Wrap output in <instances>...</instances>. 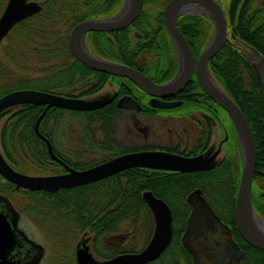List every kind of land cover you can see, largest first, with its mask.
I'll return each instance as SVG.
<instances>
[{
    "label": "trees",
    "instance_id": "obj_1",
    "mask_svg": "<svg viewBox=\"0 0 264 264\" xmlns=\"http://www.w3.org/2000/svg\"><path fill=\"white\" fill-rule=\"evenodd\" d=\"M77 1L79 0H40V11L19 21L9 31L0 44V96L15 89L34 88L65 96L85 97L102 87L108 76L102 74L103 77L99 79L95 76L91 82L87 81L86 77L89 75L86 76V67L73 56L68 45L71 27L82 19L83 10L74 5ZM120 1L113 0L114 4ZM251 1L227 0L228 6L224 11L229 27L235 25L231 29L235 38L250 44L264 56V10H250ZM4 2L5 0H0V13ZM143 2L146 3L147 0ZM115 10H104V13ZM94 13L96 12L88 14ZM145 13L142 9L137 21ZM157 17L162 22L161 10ZM245 19L252 28L251 31L243 27ZM136 42L139 52L140 40ZM153 46L157 47L156 44ZM212 77L237 103L250 124L256 145L255 179L264 171V96L260 83L244 54L229 41L212 57ZM212 105L218 109L217 120L225 127L229 136L227 162L231 169V194L226 201L233 209L241 170L239 150L227 113L213 100ZM43 108L44 105L28 104L6 109L2 113L1 118H7L0 128V147L8 163L18 171L38 170L48 174L65 171L60 163L51 158L45 141L35 131V122ZM118 111L113 106L85 112L50 107L38 123V132L48 139L53 153L61 161L75 169H85L119 154L139 149L116 145L112 132ZM76 134L89 137L96 146L98 144L101 148L112 150L111 155L100 161L78 162L73 160V157L80 156L78 152H72L68 148L58 150L56 144L59 138L71 139V135ZM147 173L148 169L145 168H129L90 184L59 189L52 193L17 189L0 176V194L8 198L19 212L27 211L35 221L36 216L41 217L51 229L58 230L57 233H52L53 238L61 236L63 230L66 232L63 234L65 238L88 235L94 255L109 258L122 252L139 251L149 241L154 221L148 206L142 200L143 191L151 190L167 203L173 219L172 229L175 231L178 224H184L188 213L185 196L196 186L202 191L206 190L205 183L209 179V176L190 173L169 174L161 185H157L156 180L150 185ZM220 181L223 189L225 172L218 176V194L221 189ZM251 199L254 211L264 219V194L254 184ZM226 201L224 198V203ZM177 210L180 212L179 216H176ZM174 231L172 242L165 253L158 261L147 264L177 259L180 255L188 256ZM140 235L142 247L137 250L136 242ZM255 250L257 253L254 259L259 260V264H264V250Z\"/></svg>",
    "mask_w": 264,
    "mask_h": 264
},
{
    "label": "water",
    "instance_id": "obj_2",
    "mask_svg": "<svg viewBox=\"0 0 264 264\" xmlns=\"http://www.w3.org/2000/svg\"><path fill=\"white\" fill-rule=\"evenodd\" d=\"M127 5L115 19L107 20H83L73 26L69 34V46L80 62L88 67L102 71L110 75L125 77L135 83L146 93L153 96L154 106L171 108L177 104L158 101L159 96H164L168 91H179L189 80L193 68L194 59L189 44L177 27V18L188 3H199L210 14L213 23L212 39L207 47L201 52L195 69L197 78L203 91L218 104L230 118L233 125L239 148L241 170L237 191L234 199L233 216L235 226L241 236L253 247L264 250V220L257 216L253 209L251 199V186L256 163V145L250 124L237 103L225 93L213 80L208 77L206 64L224 45L227 40V23L221 5L216 0H169L163 12L165 26L175 41L181 65L179 74L170 82L157 84L138 69L121 64L97 59L84 51L79 39L87 31H111L128 25L139 14L142 0H126ZM41 5L35 1L7 0L0 15V43L13 26L19 21L39 12ZM256 62L252 64L259 80L264 96V56L254 50ZM111 98L83 99L67 97L54 92H47L34 88H20L6 92L0 96V118L3 111L20 105H44V108L35 122V131L45 141L49 155L53 160L60 163L67 172L50 175H29L13 168L4 157L0 148V176L12 183L17 189L29 191L43 190L57 192L59 189H69L76 186L90 184L129 168H153L159 170L192 172L209 170L215 166L216 150L210 157L197 155L184 157L178 154L158 150H139L124 153L103 161L95 166L77 170L61 161L52 151L47 138L38 132V123L50 107H58L71 111H89L102 107ZM123 107L139 108L136 101ZM200 190H194L187 197L191 202L192 197L200 201V208L209 209L205 199L200 197ZM143 202L148 206L154 220V229L148 243L138 252H127L114 256L111 259L98 261L92 255L86 242H82L76 248L75 259L77 264H147L157 259L169 245L171 228V210L164 200L145 190L141 193ZM0 201H4L7 211L0 209V264H38L42 255L43 247L28 239L25 232L18 227V212L12 207L9 200L0 195ZM9 206V207H8ZM194 206V205H193ZM206 208V209H205ZM207 211V210H206ZM209 213V211H207ZM199 213L194 206L188 222L197 218ZM18 237L28 243L34 244L37 251L25 260L14 258L13 251L18 243ZM186 232L182 241H185ZM185 243V242H184Z\"/></svg>",
    "mask_w": 264,
    "mask_h": 264
},
{
    "label": "flooded vegetation",
    "instance_id": "obj_3",
    "mask_svg": "<svg viewBox=\"0 0 264 264\" xmlns=\"http://www.w3.org/2000/svg\"><path fill=\"white\" fill-rule=\"evenodd\" d=\"M27 1H35L40 4L39 2L40 0H27ZM168 1L169 0H166L165 3L162 4V6H160L162 7L161 10L162 22L158 20V17L156 15H152L151 13H149L148 4L150 3V0H147L146 3L143 2L142 0L140 11L144 9L146 12L143 18L137 21V18L140 14L139 11L138 16L133 21H131L128 25L120 29L111 30V31H95V30L87 31L79 39V43L82 49L97 59L114 62V63H121L134 67L139 71H141L142 73H144L146 76H148L152 81H154L157 84H165L172 81L179 74V69L181 65V56L179 55L177 45L173 40L172 36L170 35V33L168 32L163 19V15H164L163 12ZM216 1L221 5L223 9L221 1L219 0ZM113 4H114L113 0H79L75 2L74 5L75 7L77 8L80 7L83 10L82 19L80 20L83 21V20L115 19L116 15L123 8L126 7L127 2L126 0H121L120 2H118V4L116 3L114 5ZM5 5L6 3L4 2L3 9ZM104 10H112V11L115 10V11L105 14ZM91 12H96V13L88 14ZM223 12L225 15L224 9ZM191 17H194L196 19H191ZM225 18L227 23L226 41L231 42L237 49H239V51H241L244 54L246 59L249 61L252 70L254 71L252 64L256 62L257 59L256 56L254 55V50L256 49H254L250 44L235 38L234 34L231 31V29L235 28V25H231L229 27L227 15H225ZM153 20L154 22L152 24L150 21ZM77 23H75L74 25H76ZM243 23H244L243 27L246 28L248 31H251L252 28L247 24L246 19L243 21ZM73 26L71 27V29L73 28ZM177 27L179 31L183 34L187 43L190 46L194 59V68L189 80L182 89H180L179 91H168L164 96L157 97L158 101L167 102V103L174 102L177 104L176 106L171 108L156 107L153 105V103H156L157 101L153 100L154 99L153 96L146 93L144 90H142L132 81L128 80L125 77L110 75L102 71L92 69L82 62L81 63L84 65V67H86L84 69L86 72V76L87 74L89 75L86 77L87 81L91 82V79H94L93 77L95 76H97L96 79H99L100 77H103L102 74H106L108 77L106 81L103 83L102 87H100V89H98L96 92L92 94H88L85 97H77V98H83V99L104 98L107 100L111 98V100L108 103H106L100 108H104L107 106H113L117 108L119 111L116 118L123 116L124 118L127 119V121L133 124V127L135 126L134 127L135 130L137 129L138 132H142L143 134L146 135L145 140L147 142L142 144L141 146H136V145L133 146V144L129 145V147L132 148L134 147L139 148L138 150H133V151L158 150V151H166L169 153L178 154L184 157H192L197 155H205L206 157H210L216 150H219V152L215 157V166L209 170L177 172V171L145 168L148 169L147 181L150 185H153L155 180H156L155 183L157 185H161L164 182V179L170 176L169 174L176 175V174L190 173L191 175L196 174L201 176H209L208 181L205 183L206 190L202 191L200 187L196 186L185 196V201L188 204V213L185 222L183 225L178 224L175 231L172 229L171 240L169 245L166 247L167 249L170 246L172 242V238L174 237L173 234L174 231L176 232L175 235L177 239L181 242L185 251L188 253V256L182 257L180 255V257L177 259H172V260L164 259L162 261L160 260V262H157V264H259V260L254 259V256H256L257 253L255 249L258 248H255L252 245H250L238 232L234 222L233 209L231 208V205L226 201L227 198H230V194H231V189H230L231 169L228 167V162H227L228 161L227 148L229 143L228 142L229 136L228 133L225 131V127L221 125L217 120L218 109L212 105V99L203 91L202 87L200 86L195 69V63L199 55L207 47V45L210 43L212 39V33H213L212 18L210 14L206 11V9H204V7H202L199 3L196 2L188 3L177 18ZM69 34H68V45H69ZM136 40H140L139 52H137ZM154 44H156L157 46L156 48L153 46ZM147 54L153 55V58L150 57L147 58ZM132 57H134L135 59L134 58L132 59ZM206 69L208 72V77L210 78V80H212L213 78L212 57L208 60L206 64ZM106 84L107 85L109 84L108 90H105L104 92H100ZM67 97H72V96H67ZM132 100L136 101V103L139 105V108L123 107L124 105H128V103H133ZM193 112H195L197 115H192ZM175 115H177V118L178 117L180 118V121L182 119H188L190 122H193L196 125L198 130L196 136L193 139V142L187 141V143H185L181 140L182 134L184 133L183 131L185 130V128L183 127L182 133H179L178 130H176L177 136L171 138L166 146L164 145L158 146V144L153 142L150 143L149 140L158 138L157 127H151V125L149 124L145 125V127H141L139 124L142 122L152 123V121H156V122L159 121L165 123ZM213 126H218L222 132V135L219 137L217 142L213 141L212 139ZM128 132L130 134L132 133V130L128 129ZM150 137H152V139H150ZM236 143H237V139H236ZM181 145H183L182 148H180ZM142 146H146L147 148H140ZM128 152H132V151H128ZM64 170L65 171L62 173L67 172L66 169ZM77 170H83V169H77ZM223 172H225L226 174V181L224 185L225 189L223 191L224 193H222L223 190L222 182L220 181L219 186L221 187V189L219 190V196L217 197L215 196L217 193V185H218L217 180H218V176H222ZM62 173H58V174H62ZM258 176L260 178L262 177L264 178V171H261ZM196 189L200 190L199 196L204 198L206 203L209 205L210 210L205 208L207 211H209V213L203 208H200V204H199L200 200L197 197L195 198L192 197L191 202L187 201L188 195H190ZM171 198H175V196H171ZM209 198L212 202L209 200ZM216 198H220V199L216 201ZM221 198H225L226 202L224 203V199L222 200ZM9 202L11 203L10 200ZM11 205L18 212V227L20 228L19 222H20V218L22 217V213L19 212L13 206L12 203ZM193 205L197 208V212L199 213V216L191 220V222H188V218L194 208ZM0 209L7 211L8 208L4 201H0ZM179 215L180 212L177 210L176 216ZM260 218L264 220L262 217ZM172 227H173V219L171 221V228ZM185 232H186V237L184 243L182 241V238ZM26 235L28 239L32 240L36 244H39L35 242L32 238H30L28 234ZM81 243L82 242L80 241L76 243L75 251L76 248L81 245ZM165 250L160 254V256L165 253ZM36 251L37 249L35 248L34 244L28 243L27 240L24 241L20 237H18V243L13 251V255L14 258L25 261L31 258ZM90 251L93 255L92 250ZM43 252H44V248H43ZM122 253H127V252H122ZM122 253H118L114 256H117ZM114 256L109 258H100V259H96L95 257L94 258L98 261H104L111 259ZM160 256L151 262L158 261ZM42 258L43 255L40 261L42 260ZM74 260H75V264H77L75 259V252H74Z\"/></svg>",
    "mask_w": 264,
    "mask_h": 264
},
{
    "label": "rangeland",
    "instance_id": "obj_4",
    "mask_svg": "<svg viewBox=\"0 0 264 264\" xmlns=\"http://www.w3.org/2000/svg\"><path fill=\"white\" fill-rule=\"evenodd\" d=\"M221 1V0H220ZM6 3V0H5ZM161 3V4H160ZM165 1L162 2V0H150V3L148 4V10L149 13L152 15H158V11L162 10V4H164ZM223 9H227V0L221 1ZM250 10L254 9H262L264 10V3L263 0H252L249 3ZM242 9V8H241ZM152 20V18H151ZM152 24L154 22L150 21ZM212 32H213V23H212ZM139 56V55H136ZM135 57V56H134ZM132 57V58H134ZM153 58V55H148L147 58ZM135 59V58H134ZM109 84L105 85L100 92H104L105 90H108ZM192 115H197L195 112L192 113ZM175 117V118H173ZM170 120H168L165 123L162 122H156L152 121V123L142 122L139 125L141 127H145V125L149 124L151 127H157L158 132V138L152 139L150 137L149 142H153L159 145L166 146L168 141L177 136L176 130H178L179 133H182V128L184 127L185 130L182 134V141L187 143V141L193 142L194 137L197 133V127L193 122H190L188 119H182L180 121V118H177V115L173 116ZM6 117H3L0 119V128L3 124V122L6 120ZM117 120L114 123L115 130L112 132L114 136V140L116 145L120 146H129L130 144L133 146H141L142 144L146 143V135L142 132H138L137 129L135 130V126L133 127V124L129 121H127L126 118L123 116L116 118ZM174 119V120H172ZM73 124V122H72ZM128 129L132 130V133L129 134ZM77 130V129H75ZM213 141L217 142L219 137L222 135L221 129L218 126H213ZM71 139H58L57 141V148L59 151H62L63 148H68L72 152H78L80 156L78 158L73 157V160H78V162H85V161H100L104 158L111 155L112 150H108L106 148H101L97 144L94 145L90 140L89 137L85 138L84 136H81V134L78 136L71 135ZM84 137V139H83ZM74 139V141H73ZM83 139V141H82ZM76 141V142H75ZM90 142L92 144H90ZM183 145H181L180 148H182ZM1 148V147H0ZM76 158V159H75ZM106 161V160H105ZM29 175H49L48 173H44L42 171H30V172H23ZM254 186L257 187V190L260 191V193L264 194V178H260L257 176L253 183ZM218 186V185H217ZM252 188V187H251ZM225 186L223 187L222 193H224ZM215 196H219L218 193H216ZM220 198H216V201H218ZM222 200L224 198H221ZM23 210V209H22ZM34 214V213H33ZM34 217V216H32ZM35 220H33L27 211H23L22 217L20 218L19 226L30 238H32L35 242L39 243L43 248V258L40 261L39 264H74V252H75V246L77 242H86V244L89 246L91 250L90 240L87 238L88 235H83L79 238H71V237H63V234L65 230L61 231L62 235L59 236L57 239L53 238L52 233H57L58 230L51 229V226H48L47 223L41 218L36 216ZM51 229V231H50ZM53 230V231H52ZM142 236L140 235L139 238H137L136 242V249H140L142 247ZM94 255V253H93ZM96 259L98 258L96 255H94Z\"/></svg>",
    "mask_w": 264,
    "mask_h": 264
}]
</instances>
